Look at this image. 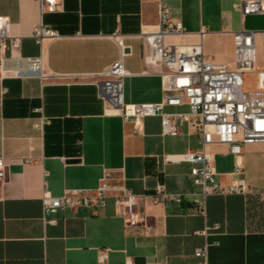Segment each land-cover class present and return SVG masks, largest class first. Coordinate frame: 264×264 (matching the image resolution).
Instances as JSON below:
<instances>
[{
    "label": "crops",
    "instance_id": "obj_1",
    "mask_svg": "<svg viewBox=\"0 0 264 264\" xmlns=\"http://www.w3.org/2000/svg\"><path fill=\"white\" fill-rule=\"evenodd\" d=\"M166 1L185 30L169 43H202L230 68L234 34L264 30V14L242 17L241 0ZM0 17L22 40L20 52L7 53L6 68L22 67L18 58L42 57L50 76L0 78V159L7 171L0 184V264H100L103 252L108 264H264V143L244 148L248 194L205 199L190 164L162 160L199 150L196 127L183 124L178 136H164L160 117L136 124L108 111L101 98L98 81L122 58L124 103L163 102L161 71L146 64L150 48L143 37L158 24L156 0H63L59 12L44 14L38 0H0ZM40 23L61 37L41 48L32 38ZM209 151L218 181L231 184L234 156L225 145ZM107 175L138 197L142 223L128 226L113 196L104 208L44 215L45 193L92 192ZM159 182L185 201L155 203ZM199 248L205 257L196 256Z\"/></svg>",
    "mask_w": 264,
    "mask_h": 264
},
{
    "label": "built area",
    "instance_id": "obj_2",
    "mask_svg": "<svg viewBox=\"0 0 264 264\" xmlns=\"http://www.w3.org/2000/svg\"><path fill=\"white\" fill-rule=\"evenodd\" d=\"M38 1L41 14L56 13L62 9L63 0ZM156 2L158 24L145 32L143 37L150 48L146 64L161 71L165 92L163 102L141 105L124 103L122 79L126 71L122 58L101 76L102 81H98L101 98L107 104L108 111L133 118L136 124L144 118L160 117L164 136H178L183 124L196 127L201 148L180 155H165L163 163L190 164L194 183L201 188L205 199L213 195H246L250 188L242 178L244 148L248 144L264 143V60L263 68L258 70V49L259 43L264 45V30L242 29L234 34V68H230L208 56L202 43L185 46L169 43L170 38L184 35L185 30L174 18L166 0ZM236 8L242 17L264 14V0H241ZM117 36L122 46V40ZM60 37L42 23L36 25L32 32V38L41 48L45 40ZM21 49L22 40L12 35L10 21L0 17V78L36 75L44 80L50 79L44 72L42 57L18 58L22 67L6 68L7 53H17ZM252 74L257 76V86L246 89L245 78ZM182 106H188L189 112H165L166 107ZM216 144L227 146L235 158L233 174L237 179L229 185L218 181L215 159L209 151ZM6 177V165L0 159V184L5 182ZM113 181L115 179L107 175L92 192L74 191L61 197L45 193L42 199L44 215H54L66 209L104 208L107 200L113 196L128 226L142 223L138 197ZM151 198L155 203L164 205L182 204L185 201L184 195L168 192L160 182ZM199 208L205 213L203 204ZM196 256L205 257L206 249H197ZM107 261L108 255L103 252L99 263L108 264Z\"/></svg>",
    "mask_w": 264,
    "mask_h": 264
},
{
    "label": "rangeland",
    "instance_id": "obj_3",
    "mask_svg": "<svg viewBox=\"0 0 264 264\" xmlns=\"http://www.w3.org/2000/svg\"><path fill=\"white\" fill-rule=\"evenodd\" d=\"M179 39L175 38V41H172L175 44H180L178 43ZM258 57H259V65H258V70H261L263 68V60H264V45L262 43H259V49H258ZM246 82V89H255L257 86V76L256 75H248L245 78Z\"/></svg>",
    "mask_w": 264,
    "mask_h": 264
}]
</instances>
